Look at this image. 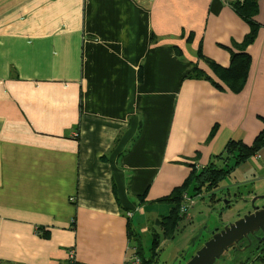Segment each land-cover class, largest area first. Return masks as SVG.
Returning <instances> with one entry per match:
<instances>
[{
	"label": "crops",
	"instance_id": "1",
	"mask_svg": "<svg viewBox=\"0 0 264 264\" xmlns=\"http://www.w3.org/2000/svg\"><path fill=\"white\" fill-rule=\"evenodd\" d=\"M248 31L222 0H0L1 264H67L71 251L120 264L133 221L148 213L157 231L161 198L206 164L237 172L224 198L246 181L262 193L264 147L233 170L226 149L264 133V26L244 46ZM198 49L222 69L249 51L243 91L187 77L215 68ZM204 184L185 204L210 197Z\"/></svg>",
	"mask_w": 264,
	"mask_h": 264
},
{
	"label": "trees",
	"instance_id": "2",
	"mask_svg": "<svg viewBox=\"0 0 264 264\" xmlns=\"http://www.w3.org/2000/svg\"><path fill=\"white\" fill-rule=\"evenodd\" d=\"M223 2L228 4L231 9L247 24L249 31L242 43L244 46H249L256 39L261 26H264V17L261 19L263 12L262 10H264V0H228ZM198 55H202L203 60L209 66L211 65L215 68L209 69L207 67L197 65L195 69L189 72L187 77L208 80L214 87L218 89H223L224 84L228 85L233 93H240L243 91L249 78L248 74L252 61L249 51H242L240 54L233 52L231 65L225 67V69H222V67L218 65V67H216L212 63L214 61L210 58L205 57L206 55L202 53L201 49H198ZM217 129L218 126L214 125L211 131V139L215 136ZM263 147L264 133L262 134V136H259L257 139H255L251 145L244 143L242 139L230 140L226 145V149L228 153L234 158L233 163L230 164L231 170H233L235 166L248 160L252 155L259 152ZM257 156H260L259 153L257 154ZM227 173L228 171H226L224 168H220L212 164L204 165L202 170L197 173H195V170L192 169L180 184L173 187L168 195L161 198V200L171 202V207L168 214L160 216L155 222V227L156 225L158 227H156L157 231L154 232L152 237V245L150 248L152 254L150 255V258L146 259L141 256L143 249L138 239L135 243V252L140 256L143 264H155L159 260L158 252L162 250L161 243L165 240L173 239L177 234L180 222L186 217L187 208L183 211L181 210L182 205L185 204L183 199L186 192L191 191L192 193L193 190V194L191 195L194 196L195 194L198 196V194L201 193V185L205 182L204 187L207 190L211 191L209 192V194L215 193V190H218L219 187H221L222 181L226 177H228ZM195 181L197 184H195ZM251 185L254 187L253 190L250 192V194L245 195L239 194V189L232 191V189H229V187H227L228 191L232 194L229 198H235L239 196L249 197L251 194L256 193L257 186H254L252 183ZM262 202L263 200L257 203ZM227 207H230V205ZM158 233H160V235ZM129 235L132 236V233H130V231ZM242 243L244 244L243 241ZM233 249L240 252L244 251V248L240 245H238L237 248ZM263 257L264 256H261L257 259L264 262ZM239 258L240 257L232 258L227 261L226 264H228V262H230L231 264H244L245 262L240 260Z\"/></svg>",
	"mask_w": 264,
	"mask_h": 264
},
{
	"label": "rangeland",
	"instance_id": "3",
	"mask_svg": "<svg viewBox=\"0 0 264 264\" xmlns=\"http://www.w3.org/2000/svg\"><path fill=\"white\" fill-rule=\"evenodd\" d=\"M249 164H251L253 170L258 169L257 165L253 164L251 161H249ZM236 174L237 172L234 171V173H231L230 177H228L227 180L230 185L231 181L235 179ZM259 176L260 175L257 174L256 178H258ZM262 184H264V181L262 182ZM244 185H246L245 189L247 190V194H250V192L254 188L251 185V181H246ZM189 193L191 194V191H189ZM218 194L221 195L224 199L226 189L224 192L223 190H219ZM209 204H211L209 196L208 198L205 197V199L202 197L190 198V203L186 209V217L180 222L177 234L173 239H168L165 242L163 241L161 243L162 250L158 252L159 260L155 264H186V262L191 258V255L195 253L196 249L200 248L203 243L211 237L212 231L218 226H221L220 221H232L236 219L237 211L243 208L242 205L236 210V212H234L233 216H230L227 212L223 214L222 211H220L221 213L218 212L217 214H215V211L210 208ZM230 204H233L232 206H235V202H231ZM170 206L171 202L164 201L160 202L156 209L162 215H166L170 211ZM223 208L226 209L227 206H223ZM245 213L246 212L243 211L242 214ZM150 219V215L147 213V215L143 217V220L140 223H137L135 220L133 221V229L135 233L134 237L140 241L141 247L143 249L141 256L146 259L150 258V255L152 254V251H150L149 248L152 245V237L155 232L153 230V225L151 224ZM156 227L158 226L156 225ZM160 233L158 234L160 235ZM253 242V250L255 251L240 252L235 251L233 248H230L218 260H216L215 264H226L227 261L235 257H240L239 259L244 261L245 263L249 259L259 260L257 259L258 257L264 256V240L261 243H258L254 239ZM228 264L231 263L228 262Z\"/></svg>",
	"mask_w": 264,
	"mask_h": 264
},
{
	"label": "water",
	"instance_id": "4",
	"mask_svg": "<svg viewBox=\"0 0 264 264\" xmlns=\"http://www.w3.org/2000/svg\"><path fill=\"white\" fill-rule=\"evenodd\" d=\"M250 196L222 198V202L214 210L215 214L220 212L223 206L230 205L231 207L233 205L230 204L231 202H235V204L240 203L243 205V208L237 211L236 219L232 221H220L223 227L220 229V226H218L214 229L211 237L200 248L196 249L186 264H215L216 260L226 251L233 247L237 248L240 241L259 231L263 234L256 236V239L258 242L264 240V203H257L261 200L264 201V189L262 193L259 194L256 191V193ZM243 211L246 213L242 214Z\"/></svg>",
	"mask_w": 264,
	"mask_h": 264
},
{
	"label": "built area",
	"instance_id": "5",
	"mask_svg": "<svg viewBox=\"0 0 264 264\" xmlns=\"http://www.w3.org/2000/svg\"><path fill=\"white\" fill-rule=\"evenodd\" d=\"M222 1H228V0H222ZM71 200H74L71 199ZM187 204L182 205L181 210L183 211L184 209L187 208ZM137 210V208L133 207L132 210L128 213L130 216L132 215V211ZM1 264V260H0ZM67 264H78L75 260V254L73 251L69 253L68 259H67ZM120 264H143L140 256L135 252L131 253L128 255Z\"/></svg>",
	"mask_w": 264,
	"mask_h": 264
},
{
	"label": "flooded vegetation",
	"instance_id": "6",
	"mask_svg": "<svg viewBox=\"0 0 264 264\" xmlns=\"http://www.w3.org/2000/svg\"><path fill=\"white\" fill-rule=\"evenodd\" d=\"M219 191V190H218ZM211 200L212 201H215L216 202V204L218 203H220L221 201H222V196L221 195H216L215 196V193H211ZM264 202V201H263ZM262 202V203H263ZM261 203V204H262ZM216 204H214V205H212V206H210V208L212 209V210H215L216 209V207L217 206H215ZM221 227H223V226H220V229H221ZM209 233V232H208ZM260 233H261V235L263 234L261 231H259V232H257L256 234H254V235H249V237L248 238H244L242 241L244 242V244L242 243V241H240L239 242V244L238 245H240L241 247H243L244 248V251H255V250H253V244H254V242H253V240L255 239L257 242H258V240L256 239V236H258V235H260ZM211 235H212V233H211ZM262 242V241H261ZM261 242H258V243H261ZM234 248V247H233ZM256 248H260V247H256Z\"/></svg>",
	"mask_w": 264,
	"mask_h": 264
}]
</instances>
